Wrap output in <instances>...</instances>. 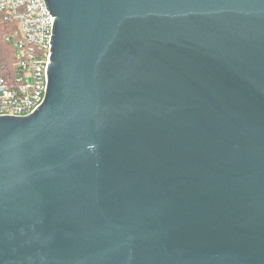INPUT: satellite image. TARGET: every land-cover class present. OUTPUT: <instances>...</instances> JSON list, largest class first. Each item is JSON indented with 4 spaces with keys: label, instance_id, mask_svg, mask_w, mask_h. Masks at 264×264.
Masks as SVG:
<instances>
[{
    "label": "water",
    "instance_id": "water-1",
    "mask_svg": "<svg viewBox=\"0 0 264 264\" xmlns=\"http://www.w3.org/2000/svg\"><path fill=\"white\" fill-rule=\"evenodd\" d=\"M44 1V101L0 116V264H264V0Z\"/></svg>",
    "mask_w": 264,
    "mask_h": 264
},
{
    "label": "built area",
    "instance_id": "built-area-1",
    "mask_svg": "<svg viewBox=\"0 0 264 264\" xmlns=\"http://www.w3.org/2000/svg\"><path fill=\"white\" fill-rule=\"evenodd\" d=\"M53 21L44 0H0L14 58L11 72L0 64V116H27L44 101Z\"/></svg>",
    "mask_w": 264,
    "mask_h": 264
},
{
    "label": "trees",
    "instance_id": "trees-1",
    "mask_svg": "<svg viewBox=\"0 0 264 264\" xmlns=\"http://www.w3.org/2000/svg\"><path fill=\"white\" fill-rule=\"evenodd\" d=\"M9 30V27L5 26V24H0V64L11 72L14 64L12 46L4 40L5 34Z\"/></svg>",
    "mask_w": 264,
    "mask_h": 264
}]
</instances>
